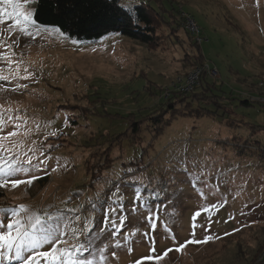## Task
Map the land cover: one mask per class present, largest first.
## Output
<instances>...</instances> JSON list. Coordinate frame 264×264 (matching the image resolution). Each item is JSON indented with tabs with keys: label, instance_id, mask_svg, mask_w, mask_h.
Wrapping results in <instances>:
<instances>
[{
	"label": "rangeland",
	"instance_id": "rangeland-1",
	"mask_svg": "<svg viewBox=\"0 0 264 264\" xmlns=\"http://www.w3.org/2000/svg\"><path fill=\"white\" fill-rule=\"evenodd\" d=\"M121 2L151 8L156 44L121 35L71 37L78 44L48 34L20 39L15 51L21 75L26 68L31 76L19 82L28 87L0 92V105L23 113L29 127L41 124L24 147L31 140L37 147L51 145L46 155L52 159L31 187L0 189V208L23 204L40 215L78 216L69 227L83 230L80 239L90 235L97 245H111L135 231L127 245L131 254L127 247H109V264H134L209 235L216 238L189 244L183 253L173 250L159 264H264V105L244 104L264 80V0ZM185 16L199 29L200 47ZM195 47L205 66L217 71L218 78L207 79L216 88L162 107L167 89L173 91L176 79L199 65ZM53 130H59L57 136L44 140ZM185 157L188 172L181 164ZM57 163L59 170L52 171ZM117 189L123 201L112 205L110 215L117 225L120 217L126 219L110 239L111 220L108 232L100 229ZM137 189L143 195L134 206ZM215 204L220 207L211 216L203 211ZM197 211L201 215L193 229Z\"/></svg>",
	"mask_w": 264,
	"mask_h": 264
},
{
	"label": "snow or ice",
	"instance_id": "snow-or-ice-1",
	"mask_svg": "<svg viewBox=\"0 0 264 264\" xmlns=\"http://www.w3.org/2000/svg\"><path fill=\"white\" fill-rule=\"evenodd\" d=\"M39 3L40 0H0V92H16L28 87L27 84L19 82L20 80L29 79L31 76L26 68L24 69V75H21L20 64L22 61L17 57L15 51L19 47L21 38L35 41L38 37L48 34L71 40L73 44L80 43L73 40L68 33L57 25L39 23L36 19L37 8L30 7ZM115 9L116 12L108 18L110 23L122 24L125 16L129 20L138 23V19L133 18L136 9L132 4H125L121 0H116ZM13 35L16 36L15 40L11 39ZM119 35H122L120 31L112 30L106 33L104 39ZM28 46V44H25V47ZM19 55L22 56L23 53ZM43 126L45 128L51 127V122H45ZM67 126L68 121L66 118L65 127ZM8 128L12 130L8 131ZM40 131V123L34 122V128L29 127L28 118L23 113H20L19 110L13 111L11 108L5 109L0 105V189H16L20 185L31 187L34 181L40 178L36 173L44 169L47 161L52 159L50 155H46V150L52 146L37 147V141L31 140L29 146L24 147L25 142L30 139V135L33 132L39 133ZM58 131L47 132L43 139L46 140L49 136L56 137ZM18 137L24 139H18ZM40 144L43 145V140L40 141ZM181 164L185 172H188L186 157L181 161ZM192 166L195 168V161L192 162ZM59 167L60 165L57 163L52 171H58ZM45 174L48 173L45 172ZM20 176L25 177V179H18L17 177ZM116 195L117 200H113L112 204L104 211V225L100 229L101 234L108 232V223L111 220L113 230L109 233L110 239L116 236L118 228H122L126 219V217H120L119 225H117V222L110 215L115 211L112 205L123 201L118 189ZM142 195L143 192L137 189L134 206L137 202H141ZM201 195L203 196V193ZM219 207V204L206 206L203 211H207L211 216L212 209L218 210ZM76 211L78 209H66L68 213ZM22 214L27 215L26 220L21 219ZM200 215L201 212L197 211L192 216L193 229L197 227L196 219ZM5 219H7V224L4 222ZM57 219H63L64 223H55ZM73 220H79V217H63V214L53 216L47 213L40 215L32 213L23 204L12 208H0V264H5V262L7 264H109V247L115 250L127 247V251L131 254L132 248L127 245L130 242V237L135 236V231L129 233V235H124L122 240H114L111 245L107 242L97 245L93 243L90 235H86L83 240L80 239L84 232L69 227ZM151 226L153 229L156 227L155 223ZM90 231L88 230V232ZM70 232L71 240L68 238ZM145 235L147 234L145 233ZM215 238L209 235L204 240L190 239L183 244H179L175 249L165 250L160 256L143 257L135 261L134 264H144L145 260H154L156 264H159V261L167 257L168 253L173 250L183 253V250L189 244H204ZM150 242L153 245L151 250L155 252V242L154 240ZM45 246H49L48 250H44ZM111 257L116 258L115 251L111 253Z\"/></svg>",
	"mask_w": 264,
	"mask_h": 264
},
{
	"label": "trees",
	"instance_id": "trees-1",
	"mask_svg": "<svg viewBox=\"0 0 264 264\" xmlns=\"http://www.w3.org/2000/svg\"><path fill=\"white\" fill-rule=\"evenodd\" d=\"M116 0H40L36 5V19L44 25H57L72 38L78 40H94L106 35L107 32L118 30L121 36L129 38L147 46L156 44L157 27L155 20L150 13L149 7L142 5L137 6L133 13V18L138 19V23L129 20L126 16L122 24H112L109 22V16L116 12ZM194 39V38H193ZM195 46L200 47L195 39ZM198 56V64L194 68L205 67L203 56L200 48H196ZM198 84L189 92H172L165 105L162 107H170L172 103H176L180 98L195 99L204 92V89L216 88L215 84L207 82L209 78L205 70L200 73ZM244 104H250L244 101ZM261 127H264L261 126ZM264 261V259H262ZM262 261V262H263ZM7 264V262H5Z\"/></svg>",
	"mask_w": 264,
	"mask_h": 264
},
{
	"label": "built area",
	"instance_id": "built-area-1",
	"mask_svg": "<svg viewBox=\"0 0 264 264\" xmlns=\"http://www.w3.org/2000/svg\"><path fill=\"white\" fill-rule=\"evenodd\" d=\"M185 19L187 20V30L190 32V34L194 35L196 43L200 46L203 43V39L201 38L199 29L195 22L189 17L185 16ZM205 70L207 74L210 76V78H218L219 75L217 71L209 68V67H203V68H194L190 71H188L185 75L179 76L176 81L172 84V89H167L165 93V100L167 101L171 95L172 92L178 91V92H189L191 91L197 84L198 79L200 77V73ZM257 86V92L258 94L254 97L247 96L249 102L257 101L264 105V80L260 81ZM247 100V101H248Z\"/></svg>",
	"mask_w": 264,
	"mask_h": 264
}]
</instances>
